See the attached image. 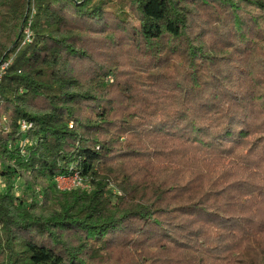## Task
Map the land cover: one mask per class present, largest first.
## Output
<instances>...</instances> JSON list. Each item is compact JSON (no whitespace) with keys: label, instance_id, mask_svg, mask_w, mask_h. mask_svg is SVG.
Here are the masks:
<instances>
[{"label":"trees","instance_id":"obj_1","mask_svg":"<svg viewBox=\"0 0 264 264\" xmlns=\"http://www.w3.org/2000/svg\"><path fill=\"white\" fill-rule=\"evenodd\" d=\"M263 42L264 0H0V264H264Z\"/></svg>","mask_w":264,"mask_h":264},{"label":"rangeland","instance_id":"obj_2","mask_svg":"<svg viewBox=\"0 0 264 264\" xmlns=\"http://www.w3.org/2000/svg\"><path fill=\"white\" fill-rule=\"evenodd\" d=\"M26 30H28V31H26ZM25 32H28L30 35V29L29 28H26ZM25 35H27V33H25ZM261 46L264 47V42L261 43ZM258 52H261V51H258ZM3 120H5L4 117H3ZM20 128H21V126H20ZM21 142L25 143V140H22ZM21 151L24 152V149H22ZM261 163H262L261 165L264 167V160L263 159L261 160ZM76 174H77V178L75 179L74 182L72 180H68L67 178H63V177H68V178L72 179L71 176L76 175ZM262 180L263 179H260V181H262ZM55 181L57 183L58 189H60V190H71V189H74L76 187H86L87 186L86 183L84 181H82L81 176L78 173H73V174H70L68 176L58 175L57 177H55ZM21 187H22V184H21L20 180L16 177V180L13 183V188L18 190V192H21ZM118 248L115 247L113 249L114 252L112 253L113 255L109 256L110 259H113V260L123 259L124 260V258H132L133 257L131 255L130 251H125L123 249H118ZM119 257H121V258H119ZM161 257L163 258V260L159 261L158 263L159 264H168V252L162 254ZM113 260H110L111 264H119V262L112 263ZM1 261H4V258H3V256L0 255V262ZM122 262H121V264L124 263V262L123 263ZM95 264H98V262H95ZM106 264H109V263H106Z\"/></svg>","mask_w":264,"mask_h":264},{"label":"built area","instance_id":"obj_3","mask_svg":"<svg viewBox=\"0 0 264 264\" xmlns=\"http://www.w3.org/2000/svg\"><path fill=\"white\" fill-rule=\"evenodd\" d=\"M26 31H28V30H26ZM25 33H27V35H26V38H27V37L29 36V33H28V32H25ZM20 126H21V129H22V130H25V129H27V128H29V127L31 126V123L26 122L25 120H21V122H20ZM63 178H67L68 180H72V181L74 182L75 179L77 178V174L71 176L72 179H70V178H68V177H63Z\"/></svg>","mask_w":264,"mask_h":264}]
</instances>
